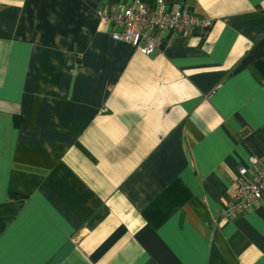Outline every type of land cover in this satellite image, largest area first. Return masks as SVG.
I'll use <instances>...</instances> for the list:
<instances>
[{
    "label": "crops",
    "instance_id": "obj_1",
    "mask_svg": "<svg viewBox=\"0 0 264 264\" xmlns=\"http://www.w3.org/2000/svg\"><path fill=\"white\" fill-rule=\"evenodd\" d=\"M0 0V264H264V0H163L208 24L143 54L100 10ZM153 5L157 0H142Z\"/></svg>",
    "mask_w": 264,
    "mask_h": 264
},
{
    "label": "built area",
    "instance_id": "obj_2",
    "mask_svg": "<svg viewBox=\"0 0 264 264\" xmlns=\"http://www.w3.org/2000/svg\"><path fill=\"white\" fill-rule=\"evenodd\" d=\"M101 20L113 27L114 39L124 41L143 54L153 53L159 39L158 30H170L189 35L198 25L208 24V20L196 17L181 6L167 7L163 0L148 5L135 0L124 9L100 10ZM255 169L250 171L240 167L239 180L233 187V198L224 206L221 214L234 219L249 211L264 200V157H253Z\"/></svg>",
    "mask_w": 264,
    "mask_h": 264
}]
</instances>
